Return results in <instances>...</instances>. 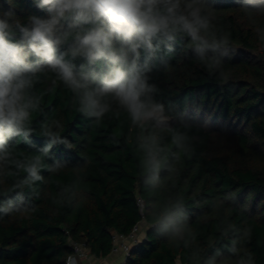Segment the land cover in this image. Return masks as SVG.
<instances>
[{"label":"clouds","instance_id":"obj_1","mask_svg":"<svg viewBox=\"0 0 264 264\" xmlns=\"http://www.w3.org/2000/svg\"><path fill=\"white\" fill-rule=\"evenodd\" d=\"M0 8V215L22 210L24 190L39 197L42 172L59 173L69 162L56 158V146L69 145L60 134V121L49 118L42 107L45 93L36 89L42 75L51 73L52 92L57 82L72 93L75 110L99 125L113 113L126 114L138 154L139 177L150 197L146 203L152 230L174 247H182L189 264H256L242 242L252 229L237 227L226 215L236 194L213 197L208 208L219 222L220 235L230 239L218 246L202 247L177 189L178 165L195 153L199 137L183 121L174 126L173 106L156 99L160 89L151 83L156 60L187 44L194 60L220 83L230 74L225 58L235 52L231 32L217 25L208 0H33L45 15H17L14 0ZM261 42H264V0H237ZM79 62V63H78ZM115 109V110H114ZM39 121L37 145L33 115ZM113 142L119 140L113 136ZM20 144L27 145L25 152ZM51 163H46V161ZM59 187L53 204L65 205L83 198L85 177L79 174ZM27 210V209H23ZM241 212L247 207L241 206Z\"/></svg>","mask_w":264,"mask_h":264},{"label":"trees","instance_id":"obj_2","mask_svg":"<svg viewBox=\"0 0 264 264\" xmlns=\"http://www.w3.org/2000/svg\"><path fill=\"white\" fill-rule=\"evenodd\" d=\"M14 3L20 17L45 15L33 0ZM208 3L217 25L231 32L235 52L225 58L229 80L220 83L209 77L185 43L175 53L161 54L166 64L153 62L150 82L160 89L156 99L173 106L171 123L179 125L182 115L191 126L190 134L199 137L195 153L178 165L176 177L198 243L205 248L213 241L218 246L230 243L221 237L219 222L207 205L213 197L233 192L236 203L226 215L237 227L252 229L242 251L251 252L256 264H264V42L237 0ZM7 7L0 0V8ZM259 19L264 23V17ZM53 78L51 73L42 75L36 89L45 93V113L60 121V134L70 142L52 150L69 167L58 174L42 172L40 196L25 189L23 202H17L22 210L0 215V264H65L70 240L84 244L95 257H106L113 253L114 235H130L137 224L145 235L120 264H189L182 247L172 246L151 228L146 210L150 197L140 181L132 143L135 132L130 131L126 114L121 111L116 118L109 113L99 125L92 124L75 110L72 93L62 84L57 82L52 92L46 91ZM43 118L33 115L36 132L31 139L37 145L44 143L38 126ZM113 136L119 143L113 142ZM19 148L30 151L24 144ZM76 165L85 177L83 198L63 206L53 204L59 187L76 177ZM242 205L246 212H241Z\"/></svg>","mask_w":264,"mask_h":264},{"label":"built area","instance_id":"obj_3","mask_svg":"<svg viewBox=\"0 0 264 264\" xmlns=\"http://www.w3.org/2000/svg\"><path fill=\"white\" fill-rule=\"evenodd\" d=\"M140 205H143L139 201ZM141 225L137 224L130 235L115 234L113 252L124 254L126 257L130 254L131 248L140 239ZM71 251L65 259V264H84V261L90 257L89 250L79 242L70 240Z\"/></svg>","mask_w":264,"mask_h":264},{"label":"crops","instance_id":"obj_4","mask_svg":"<svg viewBox=\"0 0 264 264\" xmlns=\"http://www.w3.org/2000/svg\"><path fill=\"white\" fill-rule=\"evenodd\" d=\"M144 235V232H140V238H143ZM124 259V254L115 252L111 253L109 256L99 258L90 254V257L84 261V264H120Z\"/></svg>","mask_w":264,"mask_h":264},{"label":"rangeland","instance_id":"obj_5","mask_svg":"<svg viewBox=\"0 0 264 264\" xmlns=\"http://www.w3.org/2000/svg\"><path fill=\"white\" fill-rule=\"evenodd\" d=\"M143 234V233H142ZM140 235V234H139Z\"/></svg>","mask_w":264,"mask_h":264}]
</instances>
